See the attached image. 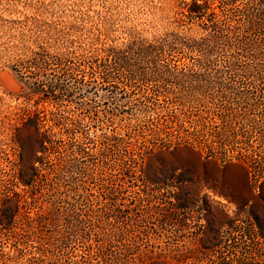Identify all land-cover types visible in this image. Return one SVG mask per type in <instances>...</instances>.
Masks as SVG:
<instances>
[{
    "label": "rangeland",
    "instance_id": "obj_1",
    "mask_svg": "<svg viewBox=\"0 0 264 264\" xmlns=\"http://www.w3.org/2000/svg\"><path fill=\"white\" fill-rule=\"evenodd\" d=\"M23 117L48 147L26 187ZM16 192V222L49 215L0 224V264H264V0H0Z\"/></svg>",
    "mask_w": 264,
    "mask_h": 264
},
{
    "label": "trees",
    "instance_id": "obj_2",
    "mask_svg": "<svg viewBox=\"0 0 264 264\" xmlns=\"http://www.w3.org/2000/svg\"><path fill=\"white\" fill-rule=\"evenodd\" d=\"M200 7L201 5L194 1L193 4L187 7V10L189 13L198 12L202 14V11L199 10ZM22 119H25V117ZM28 121H31V118L21 120L20 123L14 126V132L18 136L20 146L22 147L19 156L20 164L15 172V176L17 181L24 187L29 186L37 178V175H39L34 161L38 151L44 152V150L48 148L46 145V136L44 133L43 135L40 133L38 121L34 123V126L37 125V127L28 125ZM32 128H34V130H32ZM19 198L20 193L16 192L13 196L2 199L0 204V224L12 225L16 234H19V229L39 234L42 222L47 219L46 217H48L49 214L39 209L34 215H28L27 217L23 215V220L16 222V218L21 215L22 212V204ZM104 240L105 239H103V243L98 245L99 250H105ZM179 259L178 257V260ZM142 264H171V261L167 257L161 255H146L143 257Z\"/></svg>",
    "mask_w": 264,
    "mask_h": 264
}]
</instances>
